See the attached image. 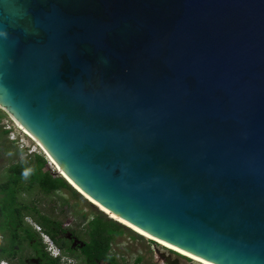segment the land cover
I'll use <instances>...</instances> for the list:
<instances>
[{
	"label": "water",
	"instance_id": "obj_1",
	"mask_svg": "<svg viewBox=\"0 0 264 264\" xmlns=\"http://www.w3.org/2000/svg\"><path fill=\"white\" fill-rule=\"evenodd\" d=\"M0 105L111 213L264 264V0H0Z\"/></svg>",
	"mask_w": 264,
	"mask_h": 264
},
{
	"label": "rangeland",
	"instance_id": "obj_2",
	"mask_svg": "<svg viewBox=\"0 0 264 264\" xmlns=\"http://www.w3.org/2000/svg\"><path fill=\"white\" fill-rule=\"evenodd\" d=\"M0 112L3 114L0 120V127L3 130H5L4 126L10 127V130L14 133L12 135L7 132L6 135H2L0 132V180L6 177L8 167L11 164L20 162V160L27 157V155L33 153L42 154L47 158L48 161L43 170H49L56 176H62L49 159L48 154L45 153V150L17 126L15 119L3 108H0ZM13 136L15 139L12 138ZM72 188L76 190L74 187ZM79 195L80 199H75L67 189L50 195H45L40 192L39 189H34L31 193L23 194L22 197L27 201L35 199L42 213L61 220L63 224L68 223L69 229L76 230L80 239L88 241V221L92 216L102 213L109 219L116 218L110 217L108 214L104 213L81 193H79ZM116 220L119 221L118 219ZM25 221L31 224L37 231H42L38 225L35 224L34 217L29 216ZM122 224L124 225V223ZM126 227L131 229V232L125 231L115 236L113 241V253L116 257L117 264H133L138 258H141L140 264H167L163 254L170 255L172 258H178L182 264H201L190 257L160 244L154 239L141 235L129 226ZM42 237L49 242L52 240L46 234H42Z\"/></svg>",
	"mask_w": 264,
	"mask_h": 264
},
{
	"label": "trees",
	"instance_id": "obj_3",
	"mask_svg": "<svg viewBox=\"0 0 264 264\" xmlns=\"http://www.w3.org/2000/svg\"><path fill=\"white\" fill-rule=\"evenodd\" d=\"M2 116L0 112V120ZM0 132L2 135L7 134V130L2 128ZM47 161L44 155L33 153L8 167L6 177L0 180V217L3 226L12 225V228H16L18 224L24 225L26 216H32L38 226L45 227L44 231L56 239V235L52 232L54 223L52 216L42 213L35 199L27 201L22 197L23 194L31 193L34 189H39L45 195L67 189L75 199H80L79 193L64 177L56 176L49 170H43ZM94 217L95 220L89 225V243L85 253L92 259L106 260L109 259L107 256L112 239L125 231L131 232V229L114 219L107 218L102 213L95 214ZM56 223L55 228H60V222L56 221ZM35 236L37 234L34 230L25 229L24 238L30 239ZM140 262L141 258H138L133 264H140Z\"/></svg>",
	"mask_w": 264,
	"mask_h": 264
},
{
	"label": "flooded vegetation",
	"instance_id": "obj_4",
	"mask_svg": "<svg viewBox=\"0 0 264 264\" xmlns=\"http://www.w3.org/2000/svg\"><path fill=\"white\" fill-rule=\"evenodd\" d=\"M28 217L26 216L24 221ZM51 218L54 221L52 232L56 235V239L51 234L46 233L43 226H38L42 230L39 232L25 221L23 226L18 224L16 228H12V225L3 226L0 217V226H2L0 228V264H117L113 253L115 237L110 244L107 256L109 259H92L85 253L89 240L83 241L80 239L76 230L69 229L68 223L63 224L61 220L55 217ZM94 220L95 217L92 216L88 221V227ZM56 221L60 222V228H55ZM35 224H37L36 221ZM28 228L34 230L37 236L30 239L24 238L25 229ZM42 234H46L52 239L50 240L51 245H49L50 242L47 239L42 237Z\"/></svg>",
	"mask_w": 264,
	"mask_h": 264
},
{
	"label": "bare ground",
	"instance_id": "obj_5",
	"mask_svg": "<svg viewBox=\"0 0 264 264\" xmlns=\"http://www.w3.org/2000/svg\"><path fill=\"white\" fill-rule=\"evenodd\" d=\"M0 108H3L1 105H0ZM14 119L15 117L12 116ZM15 122H17L18 126L22 129V131L24 133H26L29 137H31L41 148L44 149V147L41 145V143L36 139L34 138V136L21 124L17 121V119H15ZM48 156H49V159L51 160V162L55 165V167L58 169V171L61 173V175L68 181V183L74 187L79 193H81L84 197H86L91 203H93L94 205H96L100 210H102L104 213L108 214L110 217H114L116 219H118L119 221H121L122 223L126 224L127 226H129L130 228H132L133 230L137 231L138 233H140L141 235L147 237V238H150V239H154L156 241H158L160 244L170 248V249H173L187 257H190L192 259H194L195 261L201 263V264H213V263H210L204 259H201L195 255H192L184 250H181L177 247H174L172 246L171 244L161 240V239H158L154 236H152L151 234L139 229L138 227L130 224L129 222L123 220L122 218L118 217L117 215L111 213L109 210H107L105 207H103L100 203H98L96 200H94L92 197H90L89 195H87L83 190H81L65 173L64 171L61 169V167L58 165V163L50 156V154L48 153Z\"/></svg>",
	"mask_w": 264,
	"mask_h": 264
},
{
	"label": "built area",
	"instance_id": "obj_6",
	"mask_svg": "<svg viewBox=\"0 0 264 264\" xmlns=\"http://www.w3.org/2000/svg\"><path fill=\"white\" fill-rule=\"evenodd\" d=\"M17 126H18V124H17ZM18 127H19V126H18ZM4 128H5V130H7L8 133H10V134H12V135L14 134L13 131L10 130V129H11L10 127H7V126L5 127V126H4ZM19 128H20V127H19ZM20 129H21V128H20ZM25 134H26V133H25ZM27 136H28V135H27ZM12 138L15 139L14 136H13ZM164 264H165V263H164Z\"/></svg>",
	"mask_w": 264,
	"mask_h": 264
},
{
	"label": "clouds",
	"instance_id": "obj_7",
	"mask_svg": "<svg viewBox=\"0 0 264 264\" xmlns=\"http://www.w3.org/2000/svg\"><path fill=\"white\" fill-rule=\"evenodd\" d=\"M46 244H47V242H46ZM51 244H52V243L50 242L49 245H51Z\"/></svg>",
	"mask_w": 264,
	"mask_h": 264
}]
</instances>
